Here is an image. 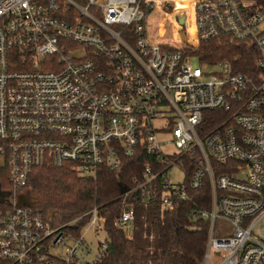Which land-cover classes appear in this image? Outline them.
<instances>
[{"label":"built area","instance_id":"built-area-1","mask_svg":"<svg viewBox=\"0 0 264 264\" xmlns=\"http://www.w3.org/2000/svg\"><path fill=\"white\" fill-rule=\"evenodd\" d=\"M162 15L178 45L153 40ZM221 34L253 47L251 72L190 63L184 49ZM138 152L149 159L124 190L119 227L131 228L136 194L160 189L170 206L208 184L202 264H264L252 234L264 218V0H0V264H95L108 240L88 260L73 228L82 216L51 225L23 202L29 176L50 164L95 179ZM86 214L96 234L97 210Z\"/></svg>","mask_w":264,"mask_h":264},{"label":"trees","instance_id":"trees-1","mask_svg":"<svg viewBox=\"0 0 264 264\" xmlns=\"http://www.w3.org/2000/svg\"><path fill=\"white\" fill-rule=\"evenodd\" d=\"M200 64L227 61L232 73L248 74L255 66L257 53L247 42L221 34L197 47L184 49ZM149 156L138 152L126 158L119 169L101 167L95 179L85 178L67 166L43 164L35 167L25 187L28 195L23 202L33 206L45 220L59 226L82 216L84 225L93 208L101 220L108 240L107 248L95 264H202L208 221L200 211L210 205V189H186L187 197H176L170 206L161 203V192L133 197L134 220L129 231L116 224L123 207V193L134 185ZM0 183H7L6 172L0 167ZM66 229L71 230L69 227Z\"/></svg>","mask_w":264,"mask_h":264},{"label":"rangeland","instance_id":"rangeland-1","mask_svg":"<svg viewBox=\"0 0 264 264\" xmlns=\"http://www.w3.org/2000/svg\"><path fill=\"white\" fill-rule=\"evenodd\" d=\"M171 12V11H170ZM170 12H168L167 14H169ZM165 13V12H163ZM159 16H157L156 18H153L151 24L153 25V37H154V41H158V40H162V41H166V42H171L173 44H176L178 45L179 42L175 41L173 39V30H172V27L174 26V21H170V19L167 21V27L169 28L168 30V33L166 34V31H164L163 34H165L164 36L160 34V30H156V19H158ZM187 20H190L191 22V19L189 17H186ZM184 30L187 32L188 34V38L190 36V32L188 31V28L184 27ZM182 30V31H184ZM151 31V32H152ZM190 63L193 65V66H201V64L198 62V60L193 57L190 59ZM203 69H206V70H211L210 68H207V67H203ZM183 172L181 170H179L178 168H173L172 171H171V177L174 181H181L183 180ZM85 225V224H84ZM101 220H99V225L96 227V234L92 233V231H88L87 232V225L83 226H78L77 228L75 227L74 230L75 231H78L80 232L81 234H84L86 235V239L87 241L90 243V246H91V255H89L87 257L88 260H91L92 257H94L98 251H99V242L100 241H103V239H105V234L101 228ZM208 231V230H207ZM216 231L218 232V235L221 237L223 235H225V232L229 231L228 229V225L226 223H224L223 221L221 220H217L216 222ZM252 234L258 238H261L262 240H264V218L254 227V230L252 231ZM207 241V239H206ZM102 242V243H103Z\"/></svg>","mask_w":264,"mask_h":264},{"label":"bare ground","instance_id":"bare-ground-1","mask_svg":"<svg viewBox=\"0 0 264 264\" xmlns=\"http://www.w3.org/2000/svg\"><path fill=\"white\" fill-rule=\"evenodd\" d=\"M177 3L178 4H180V1H177ZM159 18L161 19V20H159L160 22H159V26H160V30H161V32L163 31V30H166V34L168 33V30H169V28H165L166 27V23H167V21L170 19V17L169 16H166V15H162V16H159ZM190 27H191V23H190ZM187 39V38H186Z\"/></svg>","mask_w":264,"mask_h":264},{"label":"water","instance_id":"water-1","mask_svg":"<svg viewBox=\"0 0 264 264\" xmlns=\"http://www.w3.org/2000/svg\"><path fill=\"white\" fill-rule=\"evenodd\" d=\"M179 24H183L184 23V20H183V18L181 17V18H179ZM180 36H181V39L183 40V41H185L186 40V35H185V33H184V31H181L180 32ZM73 228H75V227H73Z\"/></svg>","mask_w":264,"mask_h":264}]
</instances>
